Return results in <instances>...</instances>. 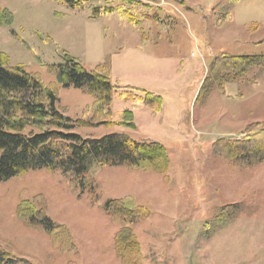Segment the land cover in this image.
<instances>
[{
  "label": "rangeland",
  "instance_id": "rangeland-1",
  "mask_svg": "<svg viewBox=\"0 0 264 264\" xmlns=\"http://www.w3.org/2000/svg\"><path fill=\"white\" fill-rule=\"evenodd\" d=\"M82 1L77 9L60 0H0V55L45 85L59 82L66 57L92 71L106 64L114 85L161 98L135 108L115 88L111 106L98 115L87 87H61L58 110L72 121L95 116L93 125L74 129L84 138L119 133L164 145L168 173L104 166L85 192L61 169L0 183V249L16 264H122L113 244L120 227L104 206L130 198L151 213L132 226L142 264H264V163L245 167L213 153L216 140L260 133L264 62L224 92L211 74L216 58L264 56V0ZM108 6L152 18L138 20L140 31L116 13L96 17ZM23 201L69 228L75 247L26 223ZM232 206L230 218L219 221Z\"/></svg>",
  "mask_w": 264,
  "mask_h": 264
},
{
  "label": "trees",
  "instance_id": "trees-1",
  "mask_svg": "<svg viewBox=\"0 0 264 264\" xmlns=\"http://www.w3.org/2000/svg\"><path fill=\"white\" fill-rule=\"evenodd\" d=\"M60 1L77 9L85 2ZM95 13L96 17L116 13L140 31L142 25L138 20L152 18L134 7L108 6L103 12L96 9ZM66 58V64L58 67L59 82L45 85L38 74L29 73L23 66L8 67L0 55V183L32 170L61 169L71 173L72 183L85 192L90 188L91 177L104 166H125L138 171L156 172L166 178L170 156L164 145L137 142L119 133L96 140L84 138L74 133V129L82 123L93 125L95 116L86 113L83 119L72 121L58 110L61 87H87L95 98L93 109L98 115L111 106L115 88L122 89L121 97L135 108L141 107L142 103L150 104L153 100L162 104L161 98H155L154 94L143 89L114 85L106 64L92 71L70 57ZM262 62L264 56H222L214 60L211 74H216L220 80L219 87L224 92L227 84L242 79ZM132 113L130 110L129 116ZM130 123L127 124L132 125ZM255 127L260 128V133L236 140H216L213 153L245 167L264 163V124L258 122ZM104 207L109 220L120 227L113 243L116 257L122 264H142V245L132 226L136 221L147 220L150 211L143 206H136L130 198L111 199ZM233 208L235 206L221 211L217 219L221 222L229 219ZM19 211L30 226L40 227L56 241L61 240L62 247L69 246L70 250L75 247L70 229L52 222L44 208L23 201ZM0 264H16V261L11 253L0 249Z\"/></svg>",
  "mask_w": 264,
  "mask_h": 264
}]
</instances>
